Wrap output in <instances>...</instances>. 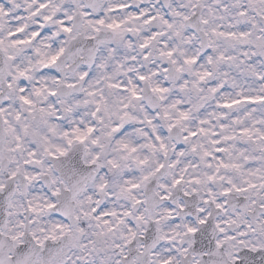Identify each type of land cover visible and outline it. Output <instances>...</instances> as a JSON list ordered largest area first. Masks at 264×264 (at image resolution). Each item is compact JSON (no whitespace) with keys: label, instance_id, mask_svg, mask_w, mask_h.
Listing matches in <instances>:
<instances>
[{"label":"snow or ice","instance_id":"snow-or-ice-1","mask_svg":"<svg viewBox=\"0 0 264 264\" xmlns=\"http://www.w3.org/2000/svg\"><path fill=\"white\" fill-rule=\"evenodd\" d=\"M0 264H264V0H0Z\"/></svg>","mask_w":264,"mask_h":264},{"label":"clouds","instance_id":"clouds-1","mask_svg":"<svg viewBox=\"0 0 264 264\" xmlns=\"http://www.w3.org/2000/svg\"><path fill=\"white\" fill-rule=\"evenodd\" d=\"M66 124V122H65ZM63 129L62 128H57V131L55 132V134L53 133H47L48 136V144L49 145H64L66 147L65 141H64V137L62 135ZM104 132V126L103 125H99L98 126V135L100 136V145L99 146H93L91 145L90 141L88 142L87 148H88V155L87 157H85L84 155V150L81 146L78 145H74L73 146V150L79 149V151L81 152V163L84 162V160L86 158H90L92 153V149L94 147H99V154L100 156L103 158L101 162H103L104 159L110 158V157H118L120 154L115 150L117 145L114 139H110L107 138L103 135ZM95 138V137H93ZM102 146V147H101ZM43 158V157H41ZM17 159H22V157L20 156L19 153H17ZM56 163L57 162H52L53 165V169L54 171L56 170ZM47 178L46 177H42L41 178V183L35 185V191L41 193V195H43V193L45 191H47L46 188L43 187V184L45 182ZM67 198L66 194H62L58 200L57 203H62L65 199ZM105 204H108V201H104ZM19 211H21V213L23 214V216L25 218L31 216V214L26 212V206L25 208L22 209H18ZM56 211L57 210H53V212L48 213L46 215H43L41 217H36L37 219V223L32 224L29 226L30 229H39V228H44V229H48L50 228V226L56 222H58L61 218L56 215ZM88 221H84L85 226L87 227L88 225ZM16 224V219L15 218H11L10 221V226H14ZM92 231V229H88V232L90 233ZM39 235H41V238L43 237V234L38 233ZM46 234V233H45ZM44 255H47V252H44Z\"/></svg>","mask_w":264,"mask_h":264}]
</instances>
